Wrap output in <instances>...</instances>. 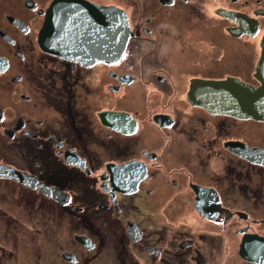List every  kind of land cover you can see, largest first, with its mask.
Segmentation results:
<instances>
[{
    "label": "flooded vegetation",
    "instance_id": "flooded-vegetation-1",
    "mask_svg": "<svg viewBox=\"0 0 264 264\" xmlns=\"http://www.w3.org/2000/svg\"><path fill=\"white\" fill-rule=\"evenodd\" d=\"M132 1L136 8L0 0V165L37 186L0 179L18 193L51 192L55 209L81 221L74 246L84 248L78 235L92 249L96 240L95 255L106 246L116 264H202L204 256H225L228 244L240 256L244 236L264 238V145L229 134L237 120L264 122L212 113L188 97L192 79L243 80L244 66L225 63L235 48L220 43L223 35H256L254 13L264 7L248 13L241 0H208L218 3L212 17L207 0ZM113 7L128 28L122 50ZM222 10L236 12L239 23ZM208 34L220 42H209L211 66L198 49ZM241 144L255 148L251 158L235 152ZM230 229L238 237L228 243ZM63 252L77 259V249Z\"/></svg>",
    "mask_w": 264,
    "mask_h": 264
},
{
    "label": "rangeland",
    "instance_id": "rangeland-1",
    "mask_svg": "<svg viewBox=\"0 0 264 264\" xmlns=\"http://www.w3.org/2000/svg\"><path fill=\"white\" fill-rule=\"evenodd\" d=\"M105 1V0H102ZM123 6L130 5L136 8V2L132 0H116ZM201 1V0H198ZM205 1V0H204ZM202 2V1H201ZM204 5V10L209 16L214 17L212 9L218 5L217 2H209ZM216 3V4H215ZM228 3V1H227ZM242 4H237L238 8L253 13L258 6L264 7V0H241ZM231 5V3H229ZM254 16L260 21L259 31L256 35L246 36L233 40L231 37L223 35L222 43L213 38V34L209 35L211 40H203L205 46L200 52L207 53L206 60L212 58L206 66H211L214 59V52H210L211 44L216 42L224 45L227 43L235 49H231L228 53V65L231 62H237L244 66L242 71L243 80L249 83L258 84L259 82L253 77L255 65L260 56L259 41L264 33V15L254 13ZM214 30L222 28L221 21L213 19H205ZM202 23L197 22L193 27H198ZM207 35V34H205ZM200 36V34H199ZM203 36V35H202ZM227 37V39L225 38ZM205 38V37H204ZM199 53V51H198ZM238 56H237V55ZM210 61V60H209ZM202 65V64H201ZM197 68V67H196ZM214 78H223V73L206 74ZM231 121V119H229ZM237 126L234 125L230 130L229 137L237 136L251 143H260L264 145V123H257L252 120H237ZM239 127V131H235ZM256 137V138H255ZM6 177V176H3ZM14 182L10 179H0V264H116L114 256L109 252L108 247L104 246L98 254L96 253L97 241L94 249L79 248L76 245L73 234L82 231L81 221L76 217L69 215L65 211L53 207L46 198L45 194H33L32 192L18 193L11 189ZM45 198V200L41 199ZM70 204V203H69ZM68 204V205H69ZM60 212V213H59ZM15 219V220H14ZM14 220V221H13ZM69 221H72L70 224ZM75 221H77L75 223ZM75 226L78 228L73 227ZM73 225V226H72ZM86 227V226H84ZM87 228V227H86ZM223 237V231L220 232ZM238 236L229 230L228 243L232 238L236 240ZM74 243V244H73ZM77 249V262L64 259L59 252ZM84 259V260H83ZM86 263H85V262ZM140 264L141 263V260ZM119 264V261L118 263ZM202 264H255L243 260L237 252V248L227 247L225 256L219 257H203Z\"/></svg>",
    "mask_w": 264,
    "mask_h": 264
},
{
    "label": "water",
    "instance_id": "water-1",
    "mask_svg": "<svg viewBox=\"0 0 264 264\" xmlns=\"http://www.w3.org/2000/svg\"><path fill=\"white\" fill-rule=\"evenodd\" d=\"M108 9H112V11L116 9L117 11V35L118 37L124 36L123 39H118V44L121 45L122 50L128 35L127 30H125V28L128 29L126 19L122 16L121 13H123V11L120 9L115 7ZM101 10L102 14H104V10H107V8L102 7ZM50 13L51 19L57 18L54 26L59 27L61 21L59 8H53ZM108 13L109 12L105 15L107 16ZM113 14L116 15L115 12H113ZM220 14L228 17L236 23H239L240 18L237 16L236 12L222 10ZM244 22L251 21L246 18L244 19ZM44 25L45 27L43 26L42 28L43 31H45L46 27L48 28L51 26L48 14ZM241 32L232 34L238 35ZM259 46L261 49L260 56L256 62L254 74L259 84L253 85L251 83L244 82L237 77L231 76H227L226 78L219 80L192 79V92L189 93L188 97L192 104L201 106L212 113L229 114L238 118L255 119L264 122V35L260 40ZM118 56H120L119 52ZM241 145L242 149H235V152L243 154L247 158H251L250 154L254 153L255 148H249L245 144ZM10 170H12L10 167L0 165V176L11 177L21 183H25L30 186H37L35 183L30 182L24 173L15 170H12L14 172H10ZM42 193L48 196L51 195V192L45 190H42ZM54 196L55 195H53V197ZM59 200L64 201L65 199L63 198ZM75 238L85 247L90 248L88 246L89 240L87 237L80 235ZM239 254L247 261L255 264H264V238L257 236H244L243 241L240 244ZM62 255L66 259H73V255L71 253H62Z\"/></svg>",
    "mask_w": 264,
    "mask_h": 264
},
{
    "label": "clouds",
    "instance_id": "clouds-1",
    "mask_svg": "<svg viewBox=\"0 0 264 264\" xmlns=\"http://www.w3.org/2000/svg\"><path fill=\"white\" fill-rule=\"evenodd\" d=\"M257 13H259V14H261L260 12H257ZM246 17H247V19H249V16L246 14ZM263 36V35H262ZM262 38V37H261ZM261 40V39H260ZM259 43H260V41H259ZM256 67V66H255ZM257 80V79H256ZM243 81V80H242ZM258 81V80H257ZM244 82H246V81H244ZM247 83H249V82H247ZM251 84H253V83H251ZM259 84V83H258ZM253 85H257V84H253ZM80 243V242H79ZM80 244H82V243H80ZM84 246V245H83ZM85 247V246H84ZM63 253H68V252H63ZM73 255V254H72ZM62 257H63V255H61ZM73 257L75 258V260L74 259H71V260H69V259H66V258H64V259H66V260H68V261H72V262H76V257L73 255ZM242 258V257H241ZM243 259V258H242ZM243 260H245V259H243ZM250 262V261H249Z\"/></svg>",
    "mask_w": 264,
    "mask_h": 264
}]
</instances>
